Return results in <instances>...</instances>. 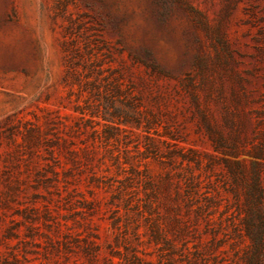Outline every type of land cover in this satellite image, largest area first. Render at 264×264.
Segmentation results:
<instances>
[{
	"label": "rangeland",
	"instance_id": "374dc122",
	"mask_svg": "<svg viewBox=\"0 0 264 264\" xmlns=\"http://www.w3.org/2000/svg\"><path fill=\"white\" fill-rule=\"evenodd\" d=\"M253 164L264 0H0V264H264Z\"/></svg>",
	"mask_w": 264,
	"mask_h": 264
},
{
	"label": "trees",
	"instance_id": "16d2710c",
	"mask_svg": "<svg viewBox=\"0 0 264 264\" xmlns=\"http://www.w3.org/2000/svg\"><path fill=\"white\" fill-rule=\"evenodd\" d=\"M259 165L260 164H253V167L255 169L254 180H255L256 189L259 190V194H258V197H257L256 201L251 200V202H252L251 210H250L251 211V215L248 218L245 219L246 225H247L246 226L247 227V232H248L249 236L255 241L261 239V234L254 232V230L251 227L253 225V223H254V218L253 217H254V214L257 215V217H260V219L263 217L262 214H261L260 205H259V203L262 202L263 197H264L262 188L259 185V173L257 171V167ZM187 195H189V196L191 195V189L190 188L187 189Z\"/></svg>",
	"mask_w": 264,
	"mask_h": 264
}]
</instances>
